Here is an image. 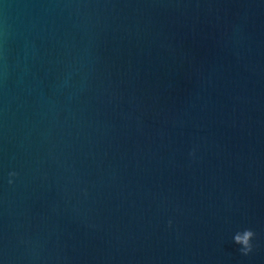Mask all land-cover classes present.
Masks as SVG:
<instances>
[{
	"label": "water",
	"instance_id": "1",
	"mask_svg": "<svg viewBox=\"0 0 264 264\" xmlns=\"http://www.w3.org/2000/svg\"><path fill=\"white\" fill-rule=\"evenodd\" d=\"M0 264H264V0H0Z\"/></svg>",
	"mask_w": 264,
	"mask_h": 264
},
{
	"label": "clouds",
	"instance_id": "2",
	"mask_svg": "<svg viewBox=\"0 0 264 264\" xmlns=\"http://www.w3.org/2000/svg\"><path fill=\"white\" fill-rule=\"evenodd\" d=\"M10 176H15L16 173L12 172L9 174ZM9 183H12L9 180ZM254 236V233L251 230H244L243 232H238L234 236V242L238 245H241V251L244 254H248L252 250L251 240Z\"/></svg>",
	"mask_w": 264,
	"mask_h": 264
}]
</instances>
